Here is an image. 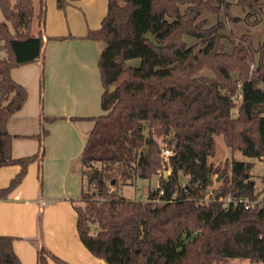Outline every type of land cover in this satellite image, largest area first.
<instances>
[{
    "label": "trees",
    "instance_id": "trees-1",
    "mask_svg": "<svg viewBox=\"0 0 264 264\" xmlns=\"http://www.w3.org/2000/svg\"><path fill=\"white\" fill-rule=\"evenodd\" d=\"M38 1L39 10L34 0H0V167L21 166L0 197L45 155L48 128L37 135L42 150L18 158L7 129L28 97L12 69L44 59V35L34 33L33 24L45 21L46 0ZM66 3L57 0L59 8ZM237 4L244 19L232 14L229 0H108L101 25L88 31L87 38L106 44L99 58L103 112L88 117L95 125L81 156L87 188L73 205L81 241L107 264H220L231 258L264 264V186L256 185L254 163L233 159L220 168L209 162L216 135L232 150L264 157V45L256 48L248 33L237 36L226 25V19L264 22V0ZM133 58H140L139 66L128 64ZM55 119L42 113L44 124ZM159 138L172 149L167 176ZM216 177V198L204 199ZM154 178L158 185L149 186L144 201L119 192ZM227 196L256 203L229 205L220 199ZM14 240L0 235V264H22ZM50 260L70 264L43 245L37 264Z\"/></svg>",
    "mask_w": 264,
    "mask_h": 264
},
{
    "label": "crops",
    "instance_id": "crops-1",
    "mask_svg": "<svg viewBox=\"0 0 264 264\" xmlns=\"http://www.w3.org/2000/svg\"><path fill=\"white\" fill-rule=\"evenodd\" d=\"M107 6L108 0H67L59 8L57 0H46L45 21L35 18L33 24L34 33L41 30L44 35V59L11 71L28 92L7 123L12 156L34 155L43 146L45 152L43 162L29 164L20 185L0 197V235L15 237L14 250L22 264H37L43 245L70 264H107L81 241L73 205L87 188L81 156L95 125L88 117L103 112L99 58L106 44L86 35L101 25ZM35 7L39 10V1ZM42 113L56 119L44 124ZM43 127L49 132L42 146L37 135ZM20 170L18 164L0 167V189ZM158 182L147 186L141 200Z\"/></svg>",
    "mask_w": 264,
    "mask_h": 264
},
{
    "label": "rangeland",
    "instance_id": "rangeland-1",
    "mask_svg": "<svg viewBox=\"0 0 264 264\" xmlns=\"http://www.w3.org/2000/svg\"><path fill=\"white\" fill-rule=\"evenodd\" d=\"M35 1L36 3H38V0H35ZM229 1L232 2V14L236 16H240L244 19L245 12L237 4L238 0H229ZM2 18H3V15L0 11V19ZM208 19L210 20V22H215L216 17L209 15ZM226 22H227L226 25L231 26V28L234 29L235 31L234 33L237 36H240L243 33H248L249 39L252 41L253 45L256 48L261 49V46L264 45V22L263 21H261L257 25H249V23L244 20H242L241 22H235L234 24H230L228 23V20L226 19ZM227 48L230 49L229 46H227ZM4 55H5V50H3L0 47V56L2 57ZM256 55H258V53ZM140 62H141L140 58H133L128 61V64L132 66H139ZM255 63H252V67H254ZM203 73L209 74V75L212 74V72H210L209 70H204ZM235 114H236V111L234 110V115ZM159 141L161 144V148L165 147L164 145L165 143L162 141V138H159ZM215 142H216L215 143V155L209 157V162L214 164L215 167H220V168H223L225 165H228L229 163H231L233 159L244 161V162H252L254 163L252 174L254 176V179L256 180V185L258 189L263 188L264 186V161L263 159L249 157L245 155L242 151L232 150L229 146L226 145L222 135H216ZM161 157L163 158L162 159L163 160L162 169H164V166H167L169 159L167 160L166 157H164L162 154H161ZM165 170H168V169L165 168ZM156 180L157 178H154L152 180L140 179L138 183L135 185H122L119 192L122 195L126 196L127 198L141 200L145 197V189L147 188V186L149 184H155ZM180 180L182 183H185L188 180V176L181 174ZM220 183H221V180H219V178L216 177L214 180V184L210 186L209 191H213V189L218 188L220 186ZM220 264H248V260L239 259V258H231Z\"/></svg>",
    "mask_w": 264,
    "mask_h": 264
},
{
    "label": "built area",
    "instance_id": "built-area-1",
    "mask_svg": "<svg viewBox=\"0 0 264 264\" xmlns=\"http://www.w3.org/2000/svg\"><path fill=\"white\" fill-rule=\"evenodd\" d=\"M238 96L241 97V94L240 92L238 91ZM161 154L166 157V159L168 160L170 155H172V149L168 146H165L162 148V152ZM263 161H264V157L262 158ZM166 168V166H164V169ZM165 171V170H164ZM168 172L170 171L169 169L167 170ZM157 187V186H156ZM155 187V189H156ZM160 193H164V191L161 189L160 190ZM212 194L213 192L212 191H208L207 195H205L204 199H215V197L212 198ZM221 200H224L226 203H228L229 205H238L240 203H243L245 204V207L246 208H249L251 206H253L256 201H252V200H248L247 198L245 197H232V196H227L226 198H223V197H220Z\"/></svg>",
    "mask_w": 264,
    "mask_h": 264
},
{
    "label": "water",
    "instance_id": "water-1",
    "mask_svg": "<svg viewBox=\"0 0 264 264\" xmlns=\"http://www.w3.org/2000/svg\"><path fill=\"white\" fill-rule=\"evenodd\" d=\"M145 37H146L147 39H149L154 45H156V46H161V44L158 42L156 36H155L154 34H152L151 32H147V33L145 34ZM114 89H115V86H113V87L111 88V91L114 90ZM164 174H165V176H167V175H168V171L165 170V171H164Z\"/></svg>",
    "mask_w": 264,
    "mask_h": 264
}]
</instances>
